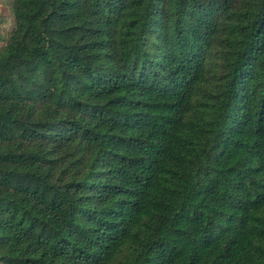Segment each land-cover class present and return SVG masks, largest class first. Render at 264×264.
<instances>
[{
	"label": "trees",
	"instance_id": "1",
	"mask_svg": "<svg viewBox=\"0 0 264 264\" xmlns=\"http://www.w3.org/2000/svg\"><path fill=\"white\" fill-rule=\"evenodd\" d=\"M0 264H264V0H11Z\"/></svg>",
	"mask_w": 264,
	"mask_h": 264
},
{
	"label": "crops",
	"instance_id": "2",
	"mask_svg": "<svg viewBox=\"0 0 264 264\" xmlns=\"http://www.w3.org/2000/svg\"><path fill=\"white\" fill-rule=\"evenodd\" d=\"M13 28L11 0H0V47L10 37Z\"/></svg>",
	"mask_w": 264,
	"mask_h": 264
}]
</instances>
